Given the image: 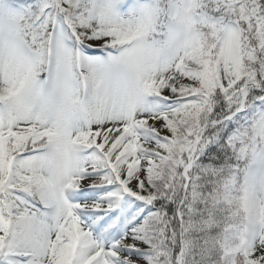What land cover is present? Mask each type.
<instances>
[{"label": "snow or ice", "instance_id": "1", "mask_svg": "<svg viewBox=\"0 0 264 264\" xmlns=\"http://www.w3.org/2000/svg\"><path fill=\"white\" fill-rule=\"evenodd\" d=\"M0 264H264V0H0Z\"/></svg>", "mask_w": 264, "mask_h": 264}]
</instances>
